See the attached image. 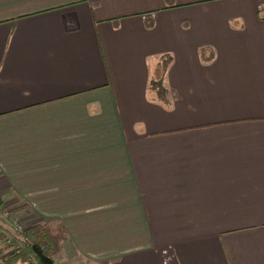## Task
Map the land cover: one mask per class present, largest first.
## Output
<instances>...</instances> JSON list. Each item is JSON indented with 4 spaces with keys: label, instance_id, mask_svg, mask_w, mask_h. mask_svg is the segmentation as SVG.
<instances>
[{
    "label": "crops",
    "instance_id": "1",
    "mask_svg": "<svg viewBox=\"0 0 264 264\" xmlns=\"http://www.w3.org/2000/svg\"><path fill=\"white\" fill-rule=\"evenodd\" d=\"M174 5L0 0V199L89 264H264V0Z\"/></svg>",
    "mask_w": 264,
    "mask_h": 264
},
{
    "label": "trees",
    "instance_id": "2",
    "mask_svg": "<svg viewBox=\"0 0 264 264\" xmlns=\"http://www.w3.org/2000/svg\"><path fill=\"white\" fill-rule=\"evenodd\" d=\"M165 1L168 7L175 6V0ZM8 235L9 231L0 226V260L4 264H45L42 256L55 264L64 259L69 249L78 252L59 220L35 223L16 237Z\"/></svg>",
    "mask_w": 264,
    "mask_h": 264
},
{
    "label": "rangeland",
    "instance_id": "3",
    "mask_svg": "<svg viewBox=\"0 0 264 264\" xmlns=\"http://www.w3.org/2000/svg\"><path fill=\"white\" fill-rule=\"evenodd\" d=\"M260 15H261V17H264V9L260 12ZM9 210H11V209L9 208ZM11 212H12V210H11ZM12 216L15 217L18 220V222L25 227V229L27 227L35 224V223H39V222H32L30 219L25 217V213L14 214ZM4 228H7L9 230V235H8L9 238H11L13 236H15V237L19 236V233L16 232L10 226H6V224H5ZM55 264H89V263L86 261L85 258L80 257V254L78 252L74 251V249H69L68 254H66L64 259H62L61 261L56 260Z\"/></svg>",
    "mask_w": 264,
    "mask_h": 264
},
{
    "label": "built area",
    "instance_id": "4",
    "mask_svg": "<svg viewBox=\"0 0 264 264\" xmlns=\"http://www.w3.org/2000/svg\"><path fill=\"white\" fill-rule=\"evenodd\" d=\"M12 215H14L13 212H11V210H9V208H7V206H5L0 199V226H4L6 224V226H10L16 232L21 234L25 230V227L21 225ZM8 241L10 242V240Z\"/></svg>",
    "mask_w": 264,
    "mask_h": 264
},
{
    "label": "water",
    "instance_id": "5",
    "mask_svg": "<svg viewBox=\"0 0 264 264\" xmlns=\"http://www.w3.org/2000/svg\"><path fill=\"white\" fill-rule=\"evenodd\" d=\"M41 259L45 262V264H51V263H52V262H51L48 258H46V257H43V256H42Z\"/></svg>",
    "mask_w": 264,
    "mask_h": 264
}]
</instances>
